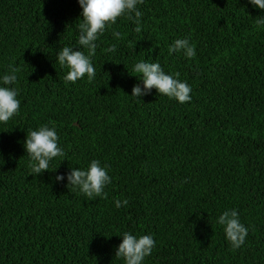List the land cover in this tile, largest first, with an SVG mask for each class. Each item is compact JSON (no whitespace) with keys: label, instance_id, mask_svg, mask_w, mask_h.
<instances>
[{"label":"trees","instance_id":"16d2710c","mask_svg":"<svg viewBox=\"0 0 264 264\" xmlns=\"http://www.w3.org/2000/svg\"><path fill=\"white\" fill-rule=\"evenodd\" d=\"M141 9L140 33L118 19L121 37L101 38L94 81L65 84L56 54L78 46V0H0V74L21 69L20 113L0 124V264H123L115 249L128 230L154 236L144 264H264V11L248 0ZM186 36L196 56L169 55ZM112 43L117 51L104 53ZM143 58L179 73L192 100L154 88L131 97L141 83L131 67ZM49 122L66 155L29 175L27 132ZM92 159L110 166L102 197L66 187V175L54 182ZM115 198L129 203L117 209ZM230 208L249 229L237 250L215 222Z\"/></svg>","mask_w":264,"mask_h":264},{"label":"clouds","instance_id":"9594fccd","mask_svg":"<svg viewBox=\"0 0 264 264\" xmlns=\"http://www.w3.org/2000/svg\"><path fill=\"white\" fill-rule=\"evenodd\" d=\"M144 0H78L81 8L76 45H65L56 54V60L61 68L67 69L63 79L65 84L76 83L87 79L92 82L96 78V67L93 60L99 47L101 38L107 31H111L113 38L119 39L121 33L113 26L118 19H126L134 25L133 31H142V17L144 15L141 6ZM254 8L264 11V0H248ZM258 24L264 25V16L259 17ZM83 49V50H82ZM104 53H115L117 44H109L102 50ZM169 55L179 53L184 58L191 60L197 54L195 43L190 37L177 38L168 45ZM131 70L142 83H136L131 90V97L140 98L156 89L157 94L175 100L180 104L190 102L192 86L187 80L179 78V73L165 72L158 61L140 59L133 62ZM21 69L13 64L8 65V71L0 74V124H6L18 116L21 109L19 99ZM51 124V126H50ZM57 129L52 122L39 124L36 128L27 132L24 148L29 157V175L39 176L49 169L54 158L65 157V150L60 146ZM109 165L102 164L99 159H92L86 167L69 165L66 174H56L54 182H61L67 178L66 187L72 188L90 200L105 195L106 186L112 183L109 174ZM115 207L119 209L127 206V198H115ZM216 224L224 232L225 239L233 250L240 249L246 241L249 229L240 220L239 211L236 208L225 209L216 217ZM122 241L115 249V256L123 261V264H144L147 257L151 256L156 241L153 234L137 235L132 231H124Z\"/></svg>","mask_w":264,"mask_h":264}]
</instances>
